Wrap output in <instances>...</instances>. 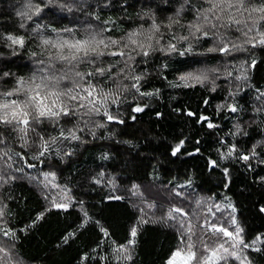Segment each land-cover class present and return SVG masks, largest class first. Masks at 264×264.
I'll return each instance as SVG.
<instances>
[{
    "label": "snow or ice",
    "instance_id": "1",
    "mask_svg": "<svg viewBox=\"0 0 264 264\" xmlns=\"http://www.w3.org/2000/svg\"><path fill=\"white\" fill-rule=\"evenodd\" d=\"M83 4L84 0H64L63 3L57 0L55 7L68 12L83 11ZM53 7V0H29L26 10L17 15L21 19L18 30L26 28L24 21L35 25L30 34L0 31V44L8 53L0 52V145L4 146L0 148V158L4 159L7 169H0V189L25 175V168L20 165H26L28 169L56 168L54 161L63 163L76 154L74 142L81 146L90 140L106 138L98 135V131L106 129L108 123L125 124L119 111L122 105L128 104L132 113L144 112L150 105H141L140 101L159 98L161 92L159 88L145 90L151 76L147 66L157 54L164 60L187 57L191 65H196L178 71L174 81H168L161 72V79L166 80L169 87L194 88L199 85L210 86L208 90L212 93L218 89L226 91L224 102L216 106L215 114H235V119L232 128L216 139L219 145L215 150L217 159L208 160L210 171L220 168L223 186L228 187L231 175L227 166L221 168L222 162H244L248 170L253 169L252 160L264 164L261 155L264 140L252 144L246 152L237 141L239 136H248L240 122L245 109L237 99L245 88L254 91L255 99L261 102L260 107L253 106V112L264 116V88L251 83L258 74L259 79L264 80V56L257 55L264 53V0H146L144 7L135 13V25L129 28H123L111 19L101 21L99 15L94 16L96 24L84 23L82 26H54L58 21L38 23L53 12ZM88 15L92 16L91 13ZM128 19L133 20V17ZM22 53L33 65L27 75L12 71L10 67L13 58H22ZM210 59H216V63H207ZM167 68L168 64L162 63L158 71ZM208 102L202 100L204 104ZM173 111L195 116L196 122L206 124L208 129L219 127L210 117L191 110L184 112L175 108ZM162 115L156 112L157 117ZM129 119L136 121L137 117L129 114ZM252 122L264 124V119ZM49 127L55 135L48 132ZM111 135L114 134H108L107 138ZM85 136L90 140L84 139ZM186 139H180L171 148V156L181 153ZM17 142L19 152L10 146ZM196 144H199L198 140ZM25 150L35 163H28ZM199 152L200 148L196 147L186 154L191 156ZM100 158L110 157L104 153ZM42 175V181L39 177L29 179L37 183L41 197L50 207L38 212L23 228H16L14 213L6 203V200L15 201L16 198L0 195V236L6 240V243H0V264H22L16 254L20 233L27 235L52 208L68 209L79 203L83 212L76 229L62 235L57 247L67 244L90 224L95 225L103 237L110 238L108 229L83 209L84 202L74 199L68 184L57 182L56 171ZM89 182L115 188L114 178L107 179L103 171L91 176ZM258 183L264 185V176L258 178ZM191 186L192 180L188 179L184 183H172L169 191L186 201L190 194L183 190ZM130 191L141 200L136 205L140 219L130 228L126 242L111 241L107 245L109 251L99 255L97 250L107 243L101 239L91 250L96 255L84 253L82 264L90 259L97 264L100 261L134 264L138 226L149 222L144 218L147 215L144 206L155 209L157 205L144 196L140 185L133 184ZM105 198L124 199L115 195ZM194 205L186 210L172 204L158 219H153V222L172 228L176 234V244L165 264H259L264 259V233L245 238L246 230L237 219L238 210L230 197L225 196L223 200L224 210H231L226 216L221 204L212 198L199 197ZM258 212L264 214V204L258 207Z\"/></svg>",
    "mask_w": 264,
    "mask_h": 264
},
{
    "label": "trees",
    "instance_id": "2",
    "mask_svg": "<svg viewBox=\"0 0 264 264\" xmlns=\"http://www.w3.org/2000/svg\"><path fill=\"white\" fill-rule=\"evenodd\" d=\"M26 1L0 0V31L26 36L30 34L31 28L35 26L31 21H24L26 28L18 30L21 19L17 13ZM59 2L63 3L64 0ZM56 3L57 0H53V12L45 15L42 20L37 21L38 23L52 24L53 21H58L54 26H82L84 23L96 24L94 16L99 15L101 21L111 19L123 28H129L135 25V13L144 7L146 0H84V10L73 12L55 7ZM76 7L79 8L80 5ZM152 7L155 8V4ZM89 13L92 16H89ZM157 14L161 15L159 12ZM128 17H133V20H129ZM0 52L8 54L2 44H0ZM257 55L264 56V53ZM13 59L11 70L27 75L33 66L27 55L22 53V58ZM216 59H210L207 63L214 64ZM162 63H167L168 68L158 71ZM190 66L196 65H191L187 57L164 60L160 54H157L147 66L151 76L145 90L159 88L161 92L159 98L140 101L141 105L144 103L150 105L144 112L132 113L128 104L122 105L119 111L123 114L121 119L125 120V124L108 123L106 129L98 131V135L106 137L104 139L90 140V137L85 136L84 139L90 140L89 143L77 146L74 142L76 154L66 158L63 163L54 161L56 168L38 166L37 169H28L26 165H20L25 168V175L0 189V195L5 197L12 195L16 198L15 201L6 200L8 207L14 213L16 228L30 224L38 212L49 207L41 197L37 186L28 181L27 174L34 173L38 169L41 171L50 169L57 172L61 184H68L76 201L84 202L83 209L89 216L99 221L110 233V238L103 237L99 229L90 224L67 244L57 247L61 244L62 235L76 229L83 212L79 203H74L68 209L52 208L27 235L20 233L21 238L16 244V254L20 261L26 264H82L81 256L84 253H89L90 256L96 255L91 250L96 248L97 242L101 239L107 243L102 249L97 250L99 255L109 251L107 245L111 241L118 244L125 243L130 228L139 218L137 210L125 194V188L134 183H156L171 188L172 183L180 184L191 179L192 186L185 189L193 191L194 194L212 197L220 203H223L225 196L231 198L238 210L237 219L246 230V239L254 234L264 233V214L258 212V207L264 204V185L258 183V178L264 176V164L252 160L253 169L248 170L244 162H222L221 168L227 166L230 169L231 182L228 187L223 186L224 177L220 168L209 170V158L217 159L215 150L219 145L216 139L224 136L232 128L235 119V114L226 112H222L219 116L215 114L216 106L224 102L226 91L218 89L217 92L212 93L208 90L209 86L199 85L194 88H172L166 80L161 79L162 72L163 76H167L168 81H174L178 71L187 70ZM221 83L223 84L222 81ZM251 83L264 88V80L259 79V74ZM255 96L254 91L245 88L237 97L245 109L240 122L248 132V136H239L237 141L245 152L252 144L264 140V124L252 122L264 119V116L253 112V106H261V102L257 101ZM129 99L131 100V97ZM204 99L209 101L208 104L202 103ZM175 108L208 116L219 127L208 129L206 124L197 123L195 116L188 117L183 113L174 112ZM112 111L116 114L115 107ZM156 112H161L163 115L157 117ZM129 114L135 115L136 121L129 119ZM48 132L52 135L56 134L50 127ZM108 134L114 135L107 138ZM185 138L187 139L181 153L176 157L171 156V148L180 139ZM197 140L199 144H196ZM125 141L130 143H124ZM10 146L16 152L21 151L18 142ZM3 147L0 145V148ZM60 147L63 148L64 145ZM196 147L200 148L199 153L191 156L186 154L193 152ZM257 151L259 152L260 149L258 148ZM104 153L110 158L101 159ZM261 155L264 156V153ZM24 156L28 157V163H35L31 160L28 150L24 151ZM0 169L7 171L3 158H0ZM99 171L116 179L115 183L120 188L119 193L112 194L113 188L107 184L94 185L89 182V178ZM108 195L121 196L124 199L108 200L105 198ZM137 241L134 264H165L176 244V234L172 228L149 220L148 223L138 226ZM0 243H6L3 236H0ZM85 264H97V262L90 259ZM99 264H104V261H100ZM259 264H264V259L260 260Z\"/></svg>",
    "mask_w": 264,
    "mask_h": 264
},
{
    "label": "rangeland",
    "instance_id": "3",
    "mask_svg": "<svg viewBox=\"0 0 264 264\" xmlns=\"http://www.w3.org/2000/svg\"><path fill=\"white\" fill-rule=\"evenodd\" d=\"M29 3V0H27L22 7L19 8V12L20 11H24L25 9V5ZM218 83H221V81H218ZM210 87V86H209ZM48 171H54V170H36L34 173H29L27 174V179L28 181L32 184L37 186V183L35 181H30L29 177H39V179L42 181L44 179L42 173L43 172H48ZM107 179H113L114 177H110V176H106ZM116 179L114 178V184H115V188L112 190V194H116L120 192V188L117 186V183H115ZM57 182L60 183L57 179ZM61 184V183H60ZM137 185H140V190L144 193V196L149 200V201H155L157 207L155 209H148L146 206L145 207V211L147 213V215L144 217L145 219L148 220H152L153 219H158L161 215L164 214L165 210L167 207H170L172 204H176L178 206L184 207L186 210L194 207V201L199 198V197H204V198H212L206 195H202V194H194L193 191L184 189L183 191L186 194H190L189 195V200L186 201H182L180 198H177L175 196H173L171 194V192L169 191V187L167 186H162L156 183H145V184H138V183H134ZM133 184H131L129 187L125 188V194L127 195V197L129 198L130 202L133 204V206L135 207V209L137 210L136 205H139L141 203V200L139 197L137 196H133L131 194V187ZM37 188L39 189V187L37 186ZM40 191V189H39ZM72 195V193H71ZM73 196V195H72ZM213 199V198H212ZM214 200V199H213ZM47 206L50 207L49 202L46 201ZM215 203H219L221 204V209L224 210V205L223 203H220L218 201H215ZM230 209L224 210V215L226 216L228 214V212H230ZM138 212V219H140V213ZM205 214H206V210H205ZM220 213L217 212V216H219ZM201 219H203V217H201ZM193 223H195V218L193 217ZM231 230V229H230ZM22 264H26L24 262H22Z\"/></svg>",
    "mask_w": 264,
    "mask_h": 264
}]
</instances>
